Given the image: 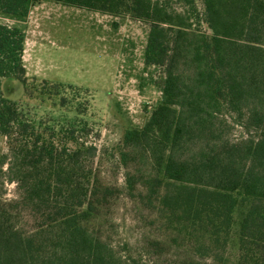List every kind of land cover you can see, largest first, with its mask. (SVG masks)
<instances>
[{
  "label": "trees",
  "instance_id": "obj_1",
  "mask_svg": "<svg viewBox=\"0 0 264 264\" xmlns=\"http://www.w3.org/2000/svg\"><path fill=\"white\" fill-rule=\"evenodd\" d=\"M201 1L0 0V13L24 19L53 2L147 24L144 60L164 70L162 101L124 134L125 191L197 251L223 258L233 244L237 264H264V0ZM25 43L20 27L0 24V186L17 187L15 199L0 198V264H121L92 229L120 194L96 166L97 147L74 127L34 121L5 94L4 79L30 89ZM225 109L258 137L225 138Z\"/></svg>",
  "mask_w": 264,
  "mask_h": 264
},
{
  "label": "rangeland",
  "instance_id": "obj_2",
  "mask_svg": "<svg viewBox=\"0 0 264 264\" xmlns=\"http://www.w3.org/2000/svg\"><path fill=\"white\" fill-rule=\"evenodd\" d=\"M197 3L202 9V1ZM171 6L182 7L177 1ZM0 24L26 34L23 63L30 88L27 92L16 79H4L5 94L36 122L78 129L83 140L97 147L96 166L103 179L120 189L100 226L92 229L122 257L121 264L131 258L145 264H237L233 244L223 258L206 247L197 251L184 233L162 227L158 215L143 210L125 191V170L117 157L124 134L143 127L162 101L164 70L144 60L149 26L129 16L115 18L53 2L37 3L24 19L0 13ZM219 124L231 142L259 135L247 131L228 109ZM6 154V139L0 136V160ZM2 183L0 198L15 199L16 185ZM16 223H25V231L34 225L22 216Z\"/></svg>",
  "mask_w": 264,
  "mask_h": 264
},
{
  "label": "crops",
  "instance_id": "obj_3",
  "mask_svg": "<svg viewBox=\"0 0 264 264\" xmlns=\"http://www.w3.org/2000/svg\"><path fill=\"white\" fill-rule=\"evenodd\" d=\"M90 12H92V11H90ZM95 13V12H94ZM96 13H98V12H96ZM30 14V13H29ZM101 14V13H100ZM109 16V15H108Z\"/></svg>",
  "mask_w": 264,
  "mask_h": 264
}]
</instances>
